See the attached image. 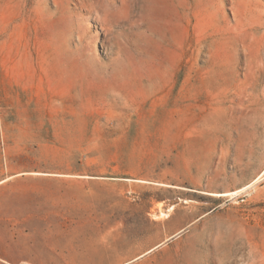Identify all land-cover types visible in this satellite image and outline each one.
Instances as JSON below:
<instances>
[{
  "label": "rangeland",
  "instance_id": "obj_1",
  "mask_svg": "<svg viewBox=\"0 0 264 264\" xmlns=\"http://www.w3.org/2000/svg\"><path fill=\"white\" fill-rule=\"evenodd\" d=\"M39 1L0 0V264H264V0Z\"/></svg>",
  "mask_w": 264,
  "mask_h": 264
},
{
  "label": "bare ground",
  "instance_id": "obj_2",
  "mask_svg": "<svg viewBox=\"0 0 264 264\" xmlns=\"http://www.w3.org/2000/svg\"><path fill=\"white\" fill-rule=\"evenodd\" d=\"M44 4H47V2H46V0H40L39 1V6H41V5H44ZM44 10H46V9H44ZM41 13H43V12H41ZM68 11H67V15H68ZM67 18H66V20H67V23L71 26V21H72V19L73 18H71V15L69 14V17L68 16H66ZM83 25V24H82ZM83 27V26H82ZM84 28H85V26H84ZM85 30V29H84ZM70 31H74V29H72L71 27H70ZM62 36V39H64L65 37H64V35H63V33L61 34ZM89 53V52H88ZM89 56H90V58H94V56H93V54L92 53H89ZM91 60V59H90ZM6 181V180H5ZM162 185H164V184H162ZM167 186V185H166ZM252 186V185H251ZM250 185L249 186H245L244 188H242V189H240V190H237V191H230V192H224V193H211V195H214V196H217V197H230V196H238L240 193H243V192H245L247 189H249L250 187H251ZM172 209H174V206H171L170 207V210H172ZM164 214V213H163ZM165 215V214H164ZM157 248H159V246H157V247H154L153 249H151L149 252H152V251H154L155 249H157Z\"/></svg>",
  "mask_w": 264,
  "mask_h": 264
}]
</instances>
